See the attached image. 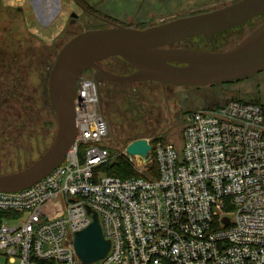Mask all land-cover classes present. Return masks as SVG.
<instances>
[{
    "label": "built area",
    "instance_id": "built-area-1",
    "mask_svg": "<svg viewBox=\"0 0 264 264\" xmlns=\"http://www.w3.org/2000/svg\"><path fill=\"white\" fill-rule=\"evenodd\" d=\"M43 1L48 9L51 0ZM100 106L99 83L83 74L65 159L32 187L0 192V264H81L73 238L93 213L111 242L95 264H264L260 105L233 100L189 114L180 150L148 140L149 162L133 159L157 176L126 180L96 176L110 160Z\"/></svg>",
    "mask_w": 264,
    "mask_h": 264
},
{
    "label": "rangeland",
    "instance_id": "rangeland-1",
    "mask_svg": "<svg viewBox=\"0 0 264 264\" xmlns=\"http://www.w3.org/2000/svg\"><path fill=\"white\" fill-rule=\"evenodd\" d=\"M40 1L46 9V2ZM235 1L111 0L106 9L115 17L132 23L134 27L147 28L186 17L193 11L226 7ZM34 2L36 0H0V92L6 93L8 90L6 78L11 72V62H20L25 88L29 91V100L25 104L17 102V97L12 102V98L7 96L0 102V175L29 167L51 147L57 133V123L48 92L43 100L41 93L35 97L34 91L41 87L43 76L48 85L50 71L60 50L72 38L91 27L90 24H95L74 7L73 0H59L60 13L51 25L45 26L39 20V8L34 7ZM140 5L142 8L138 11ZM55 9L56 3L51 0L46 12ZM73 13L77 19L72 18ZM252 28L248 26L226 32L215 47L219 51L232 49L252 32ZM14 74L15 79L19 78L17 71ZM142 87L143 95L140 97L112 92L101 94L100 110L109 129L103 146L110 152V161L124 155L126 147L138 139H147L152 143L162 141L180 148L183 144L185 119L189 114L222 106L233 100L264 105V72L237 82L200 88L162 87L154 84ZM34 102L37 103L36 108L40 109L39 114L33 116V111L30 113L29 109L33 108ZM12 105H16L15 109ZM20 109L25 111L23 114L26 117H30L26 118L28 123L25 127L18 123L25 122ZM134 170L144 177L151 175L150 172L142 171L139 165L134 164ZM100 175L105 176L103 173Z\"/></svg>",
    "mask_w": 264,
    "mask_h": 264
},
{
    "label": "water",
    "instance_id": "water-1",
    "mask_svg": "<svg viewBox=\"0 0 264 264\" xmlns=\"http://www.w3.org/2000/svg\"><path fill=\"white\" fill-rule=\"evenodd\" d=\"M39 2H34V7ZM262 14L264 0H237L212 12L146 29L115 26L86 31L72 38L60 50L48 78V99L57 123L54 141L37 162L18 172L0 175V192L13 193L32 187L65 159L77 136L74 99L77 82L83 74L94 71L97 83L100 80L124 84L155 82L186 89L247 79L264 72V23L227 51L170 47L197 37L211 38ZM38 15L41 17L42 12ZM112 57L121 58L136 72L129 77L105 72L99 63ZM125 151L130 162L137 157L147 164L152 146L147 139H138ZM73 247L81 264H95L107 257L111 242L105 238L96 213L93 223L74 235Z\"/></svg>",
    "mask_w": 264,
    "mask_h": 264
},
{
    "label": "flooded vegetation",
    "instance_id": "flooded-vegetation-1",
    "mask_svg": "<svg viewBox=\"0 0 264 264\" xmlns=\"http://www.w3.org/2000/svg\"><path fill=\"white\" fill-rule=\"evenodd\" d=\"M36 1H38V0H36ZM73 1H74V7L81 10L82 14L84 16L89 17L91 19L90 21H93L95 23V24H90L91 27H87L84 32L90 31V30H96V29L113 28L115 26L131 27L134 29H146V28H142V27L141 28L140 27H134V25L132 23L123 21V20L115 17L114 15H112L109 12L110 10L106 9V8H109V6L111 4V0H97V1H94V0H73ZM121 1H127V0H121ZM142 1L143 0H141V2ZM151 1H156V0H151ZM215 1H217V0H215ZM37 8H39V12H42L41 17L38 15L39 20L45 26L51 25L52 24L51 22L53 20H55V18L58 16V13L55 14L56 9L50 10L47 13L46 11L48 9H47V7H46V9H45V7L43 8L41 1L38 3ZM141 8L142 7L140 5L139 8H137V10L139 11V10H141ZM218 9H220V8H218ZM215 10H217V9H215ZM212 11H214V10L203 11V12L202 11H195V12L193 11V12L188 13V15L186 17L204 14V13H208V12H212ZM20 12H21V10H20ZM137 14L138 13H135V15H137ZM139 14H140V12H139ZM52 15H54L53 19L50 20V22H48L47 20ZM71 16L73 19H77L76 14L73 13V14H71ZM184 16H185V14H184ZM181 18H184V17H181ZM176 19H179V18H176ZM173 20H175V19H173ZM162 23H166V22H162ZM263 23H264V14L256 17L255 19L251 20L250 22H248L242 26L221 32L218 35H213L211 38L197 37V38H193V39H188V40H185L181 43L175 44V45L171 46L170 48H174V49H199V50H203V51L222 52V51H219L215 46L217 45V43L220 39L224 38V34L226 32H229V31L235 30V29L246 28L248 26L253 27L252 28L253 30H251L253 32L255 29H257ZM151 27H153V26H151ZM147 28H149V27H147ZM19 63H16V62L10 63L11 72H10V74L7 75V78H6L7 79V86L6 87L8 90L6 93L0 92V102L3 99V97H6V96L12 98V100H11L12 102H15V97H17L18 100L16 99V101L21 103V104H23V103L25 104V102L26 101L28 102V100H29V91L25 88L24 78H23L24 75L22 73V68L20 66L21 64H19ZM99 66L105 72L112 74V75H115V76H119V77H129L136 72V69L133 66L129 65L128 63H126L125 61H123L121 58H118V57H112V58L106 59V60L100 62ZM15 71H17L19 78L15 79V74H14ZM85 74H86V76L89 75V77L94 78V71H92V70L86 72ZM98 83H99V90H100L101 94L107 93V92H112L114 94L131 96V97L142 96L143 95V93H142V88H143L142 86L143 85L154 84V85L162 86L161 84L155 83V82H138V83L124 84V83H115V82L100 80ZM3 87L4 86L2 85L1 88L3 89ZM162 87H166V85L162 86ZM46 91L48 92V85H46V79H44V76H43L42 85L39 89L34 91V96L36 97V94L41 93V98L44 100L45 99L44 96H45ZM25 97H28L27 100L25 99ZM36 105H37V103L34 102L33 108L29 109V112L31 110L33 111V116L39 114L38 110L40 109V107L36 108ZM12 107H13V109H15L16 105H14V106L12 105ZM19 112H20V114H23V112H25V111H22L20 109ZM21 116H23L24 119L22 118V120H24V121L27 120L26 118H30L29 116L26 117L25 114H23ZM12 118L15 119L14 116H12ZM11 122L14 123L13 120ZM18 123H19V125L25 127L26 123H28V122L25 121L22 124L21 122L18 121ZM11 131L14 133V130H11Z\"/></svg>",
    "mask_w": 264,
    "mask_h": 264
},
{
    "label": "trees",
    "instance_id": "trees-1",
    "mask_svg": "<svg viewBox=\"0 0 264 264\" xmlns=\"http://www.w3.org/2000/svg\"><path fill=\"white\" fill-rule=\"evenodd\" d=\"M234 101H239V100H234ZM242 102H244V101H242ZM245 103H254V104L260 105L262 110H263V114H264V105H261L259 103H255V102H245ZM218 107H221V106H218ZM218 107H214V108L207 109V110H213V109H216ZM157 142L162 143L164 145L165 144H171V143H166V142H162V141H157ZM157 142H153L152 144L154 145ZM102 147L108 150V148L104 147L103 144H102ZM181 147L180 148L176 147V148L178 150H180ZM100 173H103L105 176L119 178L122 180L142 177L141 175H138L137 172L134 170V164L132 162H130L127 159V157H125L124 155L118 156V158L115 161L109 160L105 165L98 167L96 170V176H99ZM150 174L152 176H157V172H156V169L154 166L150 169Z\"/></svg>",
    "mask_w": 264,
    "mask_h": 264
}]
</instances>
